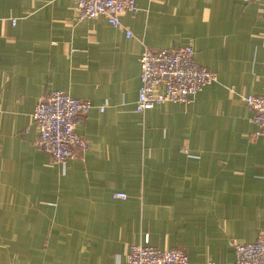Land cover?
Returning a JSON list of instances; mask_svg holds the SVG:
<instances>
[{"label":"crops","instance_id":"crops-1","mask_svg":"<svg viewBox=\"0 0 264 264\" xmlns=\"http://www.w3.org/2000/svg\"><path fill=\"white\" fill-rule=\"evenodd\" d=\"M136 6L114 27L74 0H0V264H124L145 235L230 264L264 232V134L244 101L264 95V0ZM184 45L216 80L137 112L142 52ZM52 89L92 105L88 148L65 164L35 146Z\"/></svg>","mask_w":264,"mask_h":264},{"label":"built area","instance_id":"built-area-1","mask_svg":"<svg viewBox=\"0 0 264 264\" xmlns=\"http://www.w3.org/2000/svg\"><path fill=\"white\" fill-rule=\"evenodd\" d=\"M74 1L79 19L102 15L114 27L120 25V14L138 10L136 0ZM139 66L135 110L140 113L165 102H188L216 80L214 73L195 60L190 45L156 50L146 48L139 58ZM244 101L253 109L257 133L264 134V95L249 94L244 96ZM91 107L89 100L74 98L61 90L47 91L32 112L37 129L35 146L57 164L78 157L88 148V143L76 132V126ZM98 109L102 111L103 106ZM112 197L124 199L126 194L115 192ZM233 248L234 259L230 264H264V232L249 243L233 242ZM124 264H188V256L181 248L161 250L150 246L145 235L143 243L130 245Z\"/></svg>","mask_w":264,"mask_h":264}]
</instances>
